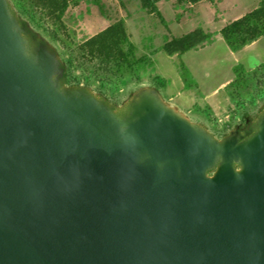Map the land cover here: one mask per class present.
I'll return each mask as SVG.
<instances>
[{"label": "water", "instance_id": "obj_1", "mask_svg": "<svg viewBox=\"0 0 264 264\" xmlns=\"http://www.w3.org/2000/svg\"><path fill=\"white\" fill-rule=\"evenodd\" d=\"M0 0V264H264V108L219 139L156 87L67 85Z\"/></svg>", "mask_w": 264, "mask_h": 264}, {"label": "rangeland", "instance_id": "obj_2", "mask_svg": "<svg viewBox=\"0 0 264 264\" xmlns=\"http://www.w3.org/2000/svg\"><path fill=\"white\" fill-rule=\"evenodd\" d=\"M259 1L208 0L193 7H176L175 0H165L158 8L166 19V27L155 14L142 8L140 0H124V6L117 0H79V4L71 6L65 14L68 36L63 35L62 39L75 46L112 22L123 19L130 39L136 46V56H146L140 69L139 84L160 87L162 83L159 91L171 106L221 139L233 129H246L249 125L253 128V122L264 108V100L255 94L254 104L251 103L248 90L252 85L245 90V80L239 79L233 86L226 88L235 79V66L248 72L258 70L262 78L258 85L263 87L264 37L234 52L220 34L222 24L243 16L257 7ZM193 11L199 12L193 14ZM29 25L58 52L69 50L59 41H50L46 33L43 34L34 25ZM196 27L215 32L212 42L182 55L169 56L162 49L168 38L181 36ZM182 63L189 72L182 70ZM238 90L245 95H236L235 91ZM132 91L131 88L119 91L112 96L111 101L107 100L121 107L135 92ZM227 125H231V128L224 130Z\"/></svg>", "mask_w": 264, "mask_h": 264}, {"label": "trees", "instance_id": "obj_3", "mask_svg": "<svg viewBox=\"0 0 264 264\" xmlns=\"http://www.w3.org/2000/svg\"><path fill=\"white\" fill-rule=\"evenodd\" d=\"M10 1L25 23L34 25L43 34L46 33L50 41L54 43L59 41L69 49L67 52L59 51L65 70V84L91 87L109 101L119 91L131 88L134 92L143 87L139 84L140 69L146 56H136V46L130 39L123 19L112 22L101 31L73 46L62 39L63 35L68 36L64 17L71 6L79 4V0ZM117 1L124 6V0ZM159 1L161 0H140V4L149 13L155 14L167 27L166 19L158 8ZM200 1L202 0H176V7L195 5ZM220 34L234 52L264 37V0H260L256 8L240 18L227 23L221 28ZM215 35V32L197 27L181 36L168 38L162 45V49L169 56L182 55L191 49H197L212 42ZM181 68L189 72L184 63ZM234 69L236 70L235 79L226 88L242 79L245 80V90L252 85L248 90L251 94V103L254 104V94L264 100V84L263 87L258 85L259 80H262L261 73L258 70L248 72L237 66ZM77 70L81 72L76 73ZM162 85L161 83L160 87ZM154 87L158 90L160 88L158 85ZM235 92L240 97L245 95L240 90ZM230 126L227 125L224 130L231 128Z\"/></svg>", "mask_w": 264, "mask_h": 264}, {"label": "crops", "instance_id": "obj_4", "mask_svg": "<svg viewBox=\"0 0 264 264\" xmlns=\"http://www.w3.org/2000/svg\"><path fill=\"white\" fill-rule=\"evenodd\" d=\"M163 1H165V0H161V1L158 2V6H159V7H160V3L163 2ZM167 1H168V0H167ZM175 1H176V0H175ZM205 1H208V0H202V1L198 2V3L205 2ZM198 3H197V4H198ZM197 4H195V5H197ZM188 6L193 7L194 5H188ZM255 8H256V7H255ZM253 9H254V8H253ZM250 11H251V10H250ZM194 12H195L196 14H198L199 11H193V14H194ZM248 12H249V11H248ZM246 13H247V12H246ZM246 13H245V14H246ZM191 14H192V13H190V15H191ZM239 18H240V17H239ZM236 19H238V18H236ZM234 20H235V19H234ZM228 23H229V22H228ZM226 24H227V22L224 23V24H222V25H221V28L224 27ZM196 28H197V27H196ZM203 29H204V28H203ZM204 30L209 31V30H207V29H204ZM191 31H192V30H191ZM258 40H259V39H258ZM256 41H257V40H256ZM256 41H254V42H256ZM254 42H253V43H254ZM251 44H252V43H251ZM249 45H250V44H249ZM247 46H248V45H247ZM187 52H188V51H187ZM187 52H185V53H187ZM185 53H184V54H185Z\"/></svg>", "mask_w": 264, "mask_h": 264}, {"label": "flooded vegetation", "instance_id": "obj_5", "mask_svg": "<svg viewBox=\"0 0 264 264\" xmlns=\"http://www.w3.org/2000/svg\"><path fill=\"white\" fill-rule=\"evenodd\" d=\"M252 126L251 125H249V127H247L246 129H241V127L238 129V131L241 133V134H243V135H248V134H250L251 132H252Z\"/></svg>", "mask_w": 264, "mask_h": 264}]
</instances>
